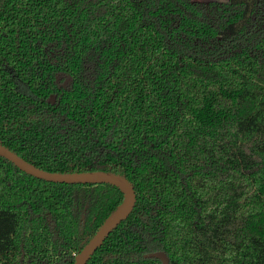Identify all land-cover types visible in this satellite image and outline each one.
<instances>
[{
	"label": "trees",
	"instance_id": "obj_1",
	"mask_svg": "<svg viewBox=\"0 0 264 264\" xmlns=\"http://www.w3.org/2000/svg\"><path fill=\"white\" fill-rule=\"evenodd\" d=\"M0 143L133 184L87 264H264V0H0ZM123 200L0 156V264H75Z\"/></svg>",
	"mask_w": 264,
	"mask_h": 264
},
{
	"label": "water",
	"instance_id": "obj_2",
	"mask_svg": "<svg viewBox=\"0 0 264 264\" xmlns=\"http://www.w3.org/2000/svg\"><path fill=\"white\" fill-rule=\"evenodd\" d=\"M0 156L13 163L28 175L48 182L64 184H110L118 187L124 195L122 204L101 224L92 239L84 246L76 257L75 264H87L98 248L111 232L126 220L134 209L136 192L133 184L123 175L107 171H89L76 173L48 172L37 168L9 148L0 143ZM146 258L159 259L162 264H170L165 252L145 255Z\"/></svg>",
	"mask_w": 264,
	"mask_h": 264
},
{
	"label": "rangeland",
	"instance_id": "obj_3",
	"mask_svg": "<svg viewBox=\"0 0 264 264\" xmlns=\"http://www.w3.org/2000/svg\"><path fill=\"white\" fill-rule=\"evenodd\" d=\"M194 1H198V2H212V1H217V2H220V1H227V0H194ZM152 139H154V137H152ZM144 148H145V145L143 146L142 149H144ZM142 149H139V148L134 149L133 152L131 153L132 154L131 156H133V155H139L141 152H143Z\"/></svg>",
	"mask_w": 264,
	"mask_h": 264
}]
</instances>
